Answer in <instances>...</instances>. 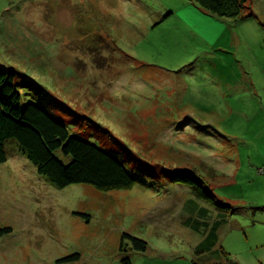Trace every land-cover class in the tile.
<instances>
[{
    "label": "rangeland",
    "instance_id": "obj_1",
    "mask_svg": "<svg viewBox=\"0 0 264 264\" xmlns=\"http://www.w3.org/2000/svg\"><path fill=\"white\" fill-rule=\"evenodd\" d=\"M245 5L231 20L194 0H0V69L20 75L21 104L135 178L60 189L6 142L0 264H264V0ZM188 168L214 199L166 174ZM124 232L146 251L120 250Z\"/></svg>",
    "mask_w": 264,
    "mask_h": 264
},
{
    "label": "trees",
    "instance_id": "obj_2",
    "mask_svg": "<svg viewBox=\"0 0 264 264\" xmlns=\"http://www.w3.org/2000/svg\"><path fill=\"white\" fill-rule=\"evenodd\" d=\"M203 12L215 17L240 20L251 17L245 14L246 0H194ZM253 18L256 16L253 14ZM20 76L13 69H0V164L6 161L5 144L15 141L21 152L37 168L40 175L45 176L57 188H65L75 184H86L98 191L130 189L135 185V178L125 164L117 157L107 153L95 144L81 138L70 136L66 126L57 121L44 108L34 103L21 104V95L16 90V78ZM60 150L69 158L63 164L54 155ZM177 185H192L196 194L206 198L209 194L214 199L212 189L209 190L204 175L191 169L173 170L166 173ZM164 177V174H161ZM220 208V207H218ZM229 208V206L227 207ZM75 215L88 218L80 213ZM218 222L208 227L209 233L217 232ZM11 232V228H0V238ZM127 243L131 250L145 252L147 243L128 233L120 237V250ZM78 253L59 259L58 263L78 262ZM229 264H236L227 259ZM122 264H130L123 258Z\"/></svg>",
    "mask_w": 264,
    "mask_h": 264
},
{
    "label": "crops",
    "instance_id": "obj_3",
    "mask_svg": "<svg viewBox=\"0 0 264 264\" xmlns=\"http://www.w3.org/2000/svg\"><path fill=\"white\" fill-rule=\"evenodd\" d=\"M210 264H217V263H210Z\"/></svg>",
    "mask_w": 264,
    "mask_h": 264
}]
</instances>
